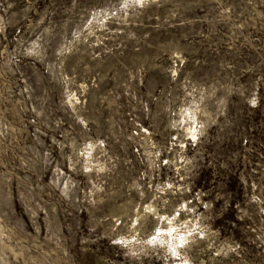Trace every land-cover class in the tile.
<instances>
[{"label": "rangeland", "instance_id": "374dc122", "mask_svg": "<svg viewBox=\"0 0 264 264\" xmlns=\"http://www.w3.org/2000/svg\"><path fill=\"white\" fill-rule=\"evenodd\" d=\"M0 264H264V0H0Z\"/></svg>", "mask_w": 264, "mask_h": 264}]
</instances>
